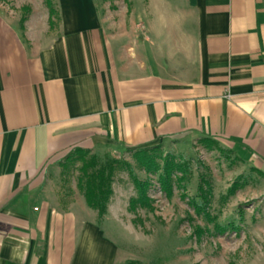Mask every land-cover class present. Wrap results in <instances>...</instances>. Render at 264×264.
Instances as JSON below:
<instances>
[{"label":"crops","instance_id":"1","mask_svg":"<svg viewBox=\"0 0 264 264\" xmlns=\"http://www.w3.org/2000/svg\"><path fill=\"white\" fill-rule=\"evenodd\" d=\"M142 3L60 0L51 35L0 9V264L127 263L85 200L48 197L76 148L210 137L264 172V0Z\"/></svg>","mask_w":264,"mask_h":264},{"label":"rangeland","instance_id":"2","mask_svg":"<svg viewBox=\"0 0 264 264\" xmlns=\"http://www.w3.org/2000/svg\"><path fill=\"white\" fill-rule=\"evenodd\" d=\"M52 3L57 10L52 17L47 0H0V9L18 24L35 13L37 22L48 24L51 35L60 23V0ZM95 4L102 17L116 14L120 7L143 6L142 0H95ZM134 152H94L129 163L139 178L151 181V206L132 210L130 200L138 194L135 183L127 167L118 169L107 213L99 216L94 210L95 220L119 245L120 258L139 264H264V172L221 142L217 146H206L199 139L167 142L159 147L157 160L172 153L187 162V174L183 181L174 177L172 195L168 196L157 176L144 170ZM55 167L58 172L53 174L48 197L57 200L60 208L85 200L77 185L81 162L65 158ZM201 188L206 199L197 202L212 219L204 212L198 214L194 207L193 198L202 195ZM217 225L225 229L220 231ZM199 228L202 233L197 232Z\"/></svg>","mask_w":264,"mask_h":264},{"label":"trees","instance_id":"3","mask_svg":"<svg viewBox=\"0 0 264 264\" xmlns=\"http://www.w3.org/2000/svg\"><path fill=\"white\" fill-rule=\"evenodd\" d=\"M48 7L50 9L51 17L57 13L54 9L52 0H47ZM25 21V17L23 18ZM206 146H217L218 141L210 137H203L200 139ZM161 144H155L152 146H144L135 149L139 164L144 168L148 174H155L157 180L160 183L161 189L168 195H172L173 187L172 183L174 177L179 181H183L184 176L187 174V162L177 160V157L168 153L164 156L162 161H158V150ZM73 157V159H72ZM69 161L75 160L81 162L80 175L78 178V188L83 193L87 205L98 212L99 216H103L107 213L108 204L113 194V182L114 174L120 169L127 167L131 173L133 181L137 189V196L131 198L129 206L132 210L137 207L149 208L151 206V198L149 197V187L151 184L150 178L141 179L138 175L131 170L129 163L125 161L112 158L108 153L103 156L92 152L91 150L76 148L71 156L68 157ZM177 173H181L178 177ZM235 189V187H232ZM202 195H196L193 198V204L198 214L205 213L210 219V214L206 212L205 206L197 202L198 198L206 199L205 191L201 188ZM198 203V204H197ZM234 228V224L231 223ZM220 231L225 228L217 225ZM198 233H202L203 230L199 228ZM125 264H139L137 261H128Z\"/></svg>","mask_w":264,"mask_h":264}]
</instances>
